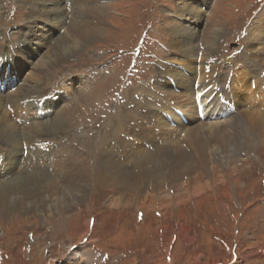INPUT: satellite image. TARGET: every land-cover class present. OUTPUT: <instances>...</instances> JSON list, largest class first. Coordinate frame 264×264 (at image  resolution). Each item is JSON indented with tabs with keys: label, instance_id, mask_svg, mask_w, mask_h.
I'll use <instances>...</instances> for the list:
<instances>
[{
	"label": "rangeland",
	"instance_id": "obj_1",
	"mask_svg": "<svg viewBox=\"0 0 264 264\" xmlns=\"http://www.w3.org/2000/svg\"><path fill=\"white\" fill-rule=\"evenodd\" d=\"M99 1L108 5L100 36L87 41L71 57L55 61L48 78L43 77L41 83L47 87V83L53 81L48 89L53 94L62 91L72 102L73 91L64 90L69 86L78 87L82 82L84 90L89 89L90 98L74 101L77 110L70 127L65 133L60 132L55 140L51 139L55 145L39 140L33 144L23 142V147L18 145L14 150L15 147L0 138L1 179L33 173L38 167L31 166V158L26 156L30 150L35 151L33 148L46 152L49 144L92 174L96 152L110 143L118 117L128 112L131 101L138 103L136 99L141 97L142 85L170 81V76L158 73L177 67L176 63L183 60L178 55L175 56L178 61L174 58L175 52H179L172 47L174 36L170 32L173 20L180 15L177 8L182 4L200 7L202 21L196 25L199 33L195 41L188 44L192 49L191 57L197 60L195 66L201 63L200 57L206 59L207 43L217 38L220 44L215 59L218 57L221 64L213 73L214 79L221 76L234 81L232 94L246 91L239 93L244 103L237 102V110L227 114V119L245 110L249 82V88L260 87L258 81L264 79V50L257 51L251 46L258 45L255 38L260 33L255 35L256 29H250V24L258 9L264 8V0ZM60 3L67 16L66 22L61 26L53 22L45 26L42 20L44 27L40 28L36 25L38 18L28 25L29 8L25 0H0V47L5 46L8 53L6 45L11 42L10 45L23 50L26 41L40 46L35 54L51 51L74 12L72 0H59ZM82 6L87 9L89 4ZM214 28L223 30L220 37H214ZM257 28L263 31V26ZM48 29L47 37L43 34L36 37L38 32ZM69 37L74 39L73 35ZM250 37L253 43H249ZM28 57L34 56L28 52L21 64L20 60L16 64L10 60L3 62L4 69H15L14 83L25 84L19 88L30 83L29 78L25 79L33 72ZM35 57L34 62L39 60L37 55ZM249 58L253 61L248 62ZM240 70L243 71L237 76ZM246 71L254 74L253 81L248 77L243 82L240 80ZM33 83L36 81L31 80ZM200 85L202 88L203 82ZM8 86L6 84V88ZM165 88L175 91L179 85L173 79L171 86L165 85ZM59 102L57 107L67 100ZM225 111L229 112L227 108L217 112ZM14 119L17 122L21 118L15 116ZM22 124L28 125V122ZM21 156L27 158L23 163ZM42 159L45 165H41L40 172L53 164L51 156ZM234 159L227 166L210 160L206 173L199 166L200 176L194 174L188 184V176L182 175L174 181L175 185L166 182L158 191L151 186L143 191L103 187L92 181L86 195L72 199L71 210L63 212L57 208L49 210L50 194L40 193L39 183L29 179L30 191L23 190L21 179L18 181L21 187L6 189L0 195V264H264V143H255L247 151L236 152ZM179 184H182L181 194L173 197V188ZM142 195L148 196L142 198ZM40 196L42 200L37 202Z\"/></svg>",
	"mask_w": 264,
	"mask_h": 264
},
{
	"label": "bare ground",
	"instance_id": "obj_2",
	"mask_svg": "<svg viewBox=\"0 0 264 264\" xmlns=\"http://www.w3.org/2000/svg\"><path fill=\"white\" fill-rule=\"evenodd\" d=\"M25 1L29 8L26 17L28 25L31 20L37 18L39 22L36 25H40V28L44 27L41 24L43 21L45 26L51 25V22L61 26L62 23L66 22L67 16H64V7L62 8L61 3L60 5L58 4L59 0ZM81 1L72 0L74 12L69 19V25L65 29V32L56 39V43L54 42L53 44L55 46L51 51H47L42 55L35 54L34 51L39 49L40 46L28 44L26 41L23 43V46L25 44L26 47L23 50L14 47V44L10 45L11 42L6 45L8 53L5 51V46L4 48L0 47V66L2 68L4 67V60H6L5 62L10 60L12 64H16L17 60H20L21 64V61L26 59L25 57L28 52L29 55H33L34 57L37 55L39 57V60H35V62L33 61L34 57L27 58V60L31 59L33 72H29L28 76L26 75L25 79L29 78L30 83L26 84L25 87L19 88L25 84L23 82L21 85L14 83L15 78L10 77L8 80L0 78V88L6 84L9 85L3 91H0V138L10 146L15 147L14 150L19 146L21 147L23 142L25 144L26 142L33 144L34 142L39 143V140L47 143L52 142L55 145L51 139L55 140L54 138H58L60 132L65 133L66 128L70 127V123L77 110L74 101H85L91 96L89 89L84 90L86 87L81 82L78 87L73 88L69 86L67 90H64V92L73 91L74 98L72 102H69L66 96V98L64 97V101L66 99L67 102L57 107L60 102L53 101L52 97L59 95V98H63V96L60 92L53 94L48 89L50 85L52 86L53 81L48 82L47 87L41 86L42 78H48L55 61H62L67 57H71L87 41L99 37L102 33L103 20L106 16L108 5L102 4L105 1L100 2L99 0H95L96 2L93 0ZM92 2L94 3L91 4ZM83 3L89 4L87 9L85 6H82ZM68 5H71L69 1ZM52 6L56 7L53 8ZM199 8L188 7L186 4H182L177 8L180 11V15L175 17L176 19L173 20L174 22L170 27L172 29L170 31L171 35L174 36L173 45L170 43L172 47L177 49L175 51L180 53L176 54L175 52V60H179V58L175 57L176 55L182 57L183 60H179V63H176L177 67L158 71V75L165 73L167 77L170 76L168 79L170 81L175 79V82L179 85V89L176 90L174 88L175 91H168L165 85L170 87V81H165L164 83L154 81L152 86L143 84L141 89H139L141 90V97L136 99L138 103L131 101L128 112L122 117H118L119 120L115 126L110 143L105 149L103 148V150L96 152V165L93 168L92 174H89L84 166L82 167V164L71 160L69 156H63L62 152L56 151L49 144L46 152L42 149L33 148L35 151L30 150L26 156L27 158H31V166L36 165L38 167L36 170H32L33 173L28 172L29 174H24L21 178L15 176L10 178L3 176L2 179L0 178V195L6 189L15 188L16 186L18 188L22 186L23 190L30 191L29 179H31L32 183H39L40 193L45 192L50 194L49 199L51 203L49 210L57 208L63 212L71 208L74 203H72V199L83 198L86 195L90 186L89 184H92V181L99 182L103 187L110 186L131 190L136 188L139 191H143L151 186L154 190L158 191L159 187L166 182L175 185L174 181L182 175L188 176L186 182H190L193 180L194 174L198 173L200 176V167L206 173L207 163L210 160L217 165L222 162V166H227L235 160L234 156L236 152L240 150L247 151L255 143H264V79L258 81L257 79L260 76L255 79V82L258 81L260 83L259 88H249V82L247 89L249 90V97L247 95V98L251 103L247 101L244 104L246 108L243 112H239L236 116H231L228 119L227 114L230 112H217L227 107L219 102V93L213 89L215 85L219 87L220 93L226 99L232 101L235 108H238L236 106L237 102L239 105L244 103L243 97L239 93L242 94L246 91H234V96L232 94V88L235 87L234 81L221 76H217V79H214L213 73L221 64L217 60L218 57L215 59V53L220 44V40H217V38V41L213 39L207 43L206 59L200 57L201 63H199V66H195L197 65V60L191 57L192 49L188 44L195 41L199 33L196 28V25L201 24L202 21ZM261 8L258 9L257 12L259 13L256 12L257 15H254L255 17L250 24V29H256L255 35L261 34L255 38V42L258 45L253 46L251 44L257 51L260 49L264 50V8ZM189 20L190 24L188 23ZM257 26H263V31H259ZM49 29L51 30L50 27ZM49 29L38 32L36 37L42 36L41 34L47 37V34L50 32ZM214 29V37H217V35L220 37L223 30L221 28ZM72 35L74 36L73 40L69 37ZM247 39L249 40V38ZM249 43H253L251 37ZM23 51H26V53ZM17 52L20 54V57ZM15 56L19 58L15 59ZM185 58H188V60H184ZM212 58L215 59L214 62ZM190 59H193V62H190ZM247 60L251 62L250 60L252 59L249 58ZM207 71H209V74H206ZM242 71L240 70L237 76ZM253 76V73L246 71L240 77V80L243 82L248 77L250 81H253ZM197 78L199 79V85L195 83ZM31 80H35L36 83L31 84ZM70 82L73 85L72 81ZM202 82L204 86L201 88L200 83ZM208 83L212 85V88L202 96V90L209 85ZM16 85L17 88H14ZM227 85L229 86L226 87ZM75 88L79 90H75ZM197 92L200 93V103L203 105L201 114H203L204 119L199 118L195 99V93ZM212 95H214V99L210 101L209 97ZM43 97H46L43 109L50 110V112L43 117H36L34 103L36 104ZM176 109L182 111L183 115L178 116ZM15 116H20V120L23 119L22 122L29 119L28 125H23L22 122V126L18 125V121L16 122L14 119ZM208 117H211V119H208ZM51 148L53 151H51ZM13 153L15 152L13 151ZM20 154L23 155L21 152ZM47 156L53 158L52 167L44 168V172H40L42 169L41 165H45L42 158H46ZM20 158L22 159L21 163L27 159L24 156ZM19 180H21V186L18 183ZM180 188H182V184L173 188V197L180 196ZM32 191L35 192V189L32 188ZM155 195L153 194L152 196ZM142 196V198H147L148 195ZM41 200L42 196L37 198V202ZM27 206L29 207V205ZM140 207L145 208L141 204ZM34 208L36 209V207Z\"/></svg>",
	"mask_w": 264,
	"mask_h": 264
}]
</instances>
